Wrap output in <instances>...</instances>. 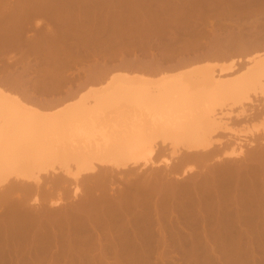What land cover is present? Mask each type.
<instances>
[{"label": "rangeland", "instance_id": "374dc122", "mask_svg": "<svg viewBox=\"0 0 264 264\" xmlns=\"http://www.w3.org/2000/svg\"><path fill=\"white\" fill-rule=\"evenodd\" d=\"M253 58L264 59V0H0L1 130L15 127L6 132L16 152L54 146L44 145L48 157L32 159L35 164L19 162L27 169L18 162L7 170L8 164L0 165V264H264V74L252 72ZM205 71L213 81L228 82L230 92L219 98L204 83L202 88ZM160 79L175 82L179 92L166 93L164 104L142 99L167 88ZM119 80L131 86V104L140 109L121 108L126 95H113L117 101H110L120 105L110 103L116 110L109 113L102 96L108 108L103 122L95 92L115 83L124 87ZM185 97L201 109H186ZM70 105L89 113L53 129L56 137L45 129V139L44 128H38L47 143L39 139L34 148L35 140H26L39 118ZM202 107L217 115L214 126L199 120L206 114ZM19 112L27 113L22 123ZM17 123L30 132L22 134ZM122 123L133 129L139 124L135 130L149 138L141 153L118 158L117 164L91 158L90 171L88 165L82 170L79 157L72 158L85 137L81 133L89 132V138L98 126L110 133ZM186 125L192 128L187 126L189 137ZM67 132L73 142L76 134L82 138L72 143ZM174 132L183 139L172 138ZM59 137L74 152L49 156Z\"/></svg>", "mask_w": 264, "mask_h": 264}, {"label": "bare ground", "instance_id": "6f19581e", "mask_svg": "<svg viewBox=\"0 0 264 264\" xmlns=\"http://www.w3.org/2000/svg\"><path fill=\"white\" fill-rule=\"evenodd\" d=\"M252 60H253V63H255L254 65H255V67H256V69L254 68L256 71L254 70V71H252V72H256V73L258 72L259 74H264V59H261V58H259V59H258V58H253ZM251 64H252V63H251ZM137 68H138V67H137ZM207 69H208V68H207ZM208 70H209V69H208ZM203 71H204V70H203ZM252 72H250V75L253 74V76H251V77H254V73H252ZM101 74H102V73H101ZM98 75H99V74H98ZM257 75H258V74H257ZM95 76H96V75H95ZM98 77H99V76H97L96 78H98ZM251 77H249V78H251ZM249 78H248V79H249ZM98 79H99V78H98ZM101 79H103V77H102ZM213 79H214V76H212V72H209V71L206 72V71H205V74H204V76L202 77V81H203V80H204V81L201 82L202 84L200 83V84H201L200 86L202 87V85H203V83H204V86L206 87V89H209V88H210V89H209V93H210L212 90L215 91L213 94H215L216 97H219V96H221V95H223V97H224L225 93L227 94V91L230 92V89H232L231 85H230V86L228 85V82H227V84H223V83H220V82L213 81ZM92 80H93V78H92ZM115 80H118V79H117V78H116V79L114 78V81H115ZM120 80H121V79H120ZM120 80L118 81L119 83L117 82L118 84H121V81H120ZM162 80H163V82H162ZM164 80H165V79H160L159 81H160V83H162V84L165 83L164 85L167 84V85H166L167 88H165V86H164L165 89L160 88V90H159V95H158V96H157V95L154 96V97H153V96H152V97H150V96H149V97H148V96H145V97H142V99L145 100V98L147 97V100L150 99V101H149L150 103H152V104H153V103H154V104L156 103V105L167 103V102H166V99H167V96H169V95H165V94H166V93H167V94H170V92H171L170 95H172V93H173L174 91H175V93H176V92L178 91V89H177L176 87H175L176 89L173 88V87L175 86V85H174L175 82H172L171 79H167V82H168L169 80H171V82H170V81L168 82V83H171V84L166 83V81H164ZM243 80H244V79H243ZM250 80H251V79H250ZM93 81H94V80H93ZM98 81H99V80H98ZM159 81H158V82H159ZM185 81H186V80H185ZM200 81H201V80H200ZM239 81H240V80H239ZM91 82H92V81H91ZM91 82L89 81V83H91ZM99 82H100V81H99ZM115 82H116V81H115ZM115 82H114V83H115ZM123 82H124V81H122V84H121V85L124 84ZM131 82H132V81H131ZM133 82H134V81H133ZM135 82H136V81H135ZM229 82H230V81H229ZM246 82H247V80H246ZM250 82H251V81H250ZM93 83H94V82H93ZM93 83H92V84H93ZM189 83H190V82H189ZM244 83H245V82H244ZM98 84H99V83H98ZM111 84H112V82H111ZM134 84H135V83H134ZM172 84H173V86H172ZM183 84H184V83H183ZM240 84H241V83H240ZM247 84H249V83H247ZM247 84H246V85H247ZM115 85H117V84L115 83L114 85H109V86L107 85V86H108V87L106 86L107 89H106V87H105V88H102L103 90L105 89L104 91H102V89H101L100 91H97V93L95 92V96L99 97V99L97 98V99H98V102H99V108H98V109H99V113H98L99 116H98V118H99V117H100V118L102 117L101 119H102L103 122H104L103 119H106V118H103L104 114L106 113V112H105V111H106L105 109L108 110V108L111 106L110 109H109V113H110V112L112 111L113 108L116 110V107H118V106L120 105V104L118 105L117 103L114 105V102L117 101L116 99H118V98L120 97V95H121V96H125V95H126L125 97H120L121 99L124 98L123 100H120V101L123 102V103L121 104L123 107L121 106V108H128V107L130 106L129 108H131V109L133 108V109H134V107H135V106H133V103L131 104V102H132L131 99H133V98L131 97V95L134 93L133 89L130 88L131 86L129 87V84L126 85V83L124 84V87H123V86H120V85H119V86H115ZM170 85H171V86H170ZM186 85H187V84H186ZM224 85H228V86H224ZM241 85H242V84H241ZM241 85H240V86H241ZM113 86H114L115 88H113ZM126 86H127V87H126ZM189 86H190V85H189ZM191 86H192V85H191ZM234 86H235V85H234ZM237 86H238V85H237ZM240 86H239V88H240ZM242 86H244V85H242ZM247 86H248V85H247ZM111 87L113 88V90H112ZM168 87H169V88H168ZM181 87H182V86H181ZM194 87H195V85H194ZM207 87H209V88H207ZM228 87H229V88H228ZM170 88H172V89H170ZM202 88H203V87H202ZM241 88H242V87H241ZM246 88H247V87H246ZM168 89H169V90H168ZM174 89H175V90H174ZM193 89H194V88H193ZM211 89H212V90H211ZM228 89H229V90H228ZM242 89H244V87H243ZM109 90H110V91L112 90V92H110ZM161 90H165V92H164V91H161ZM181 90H182V89H181ZM186 90H188V89L186 88ZM107 91H108L109 93H108ZM114 91H115V92H114ZM132 91H133V93H132ZM135 91H136L137 93H139V92H141V91H143V90L140 91V89H135ZM168 91H169V93H168ZM182 91H183V90H182ZM199 91H200V90H199ZM206 91H207V90H206ZM213 91H212V92H213ZM103 92H104V93H103ZM129 92H130V93H129ZM136 92H135V93H136ZM144 92H145V91H144ZM178 92H179V91H178ZM184 92H185V91H184ZM190 92H191V91H190ZM196 92H197V91H196ZM196 92H195V93H196ZM232 92H233V90H232ZM235 92H236V91H235ZM240 92H242V91H240ZM101 93H102V94H101ZM113 93H115V94H113ZM116 93H117L118 95H116ZM123 93H124V94H123ZM145 93H146V92H145ZM185 93H186V92H185ZM193 93H194V92H193ZM105 94H106V95H105ZM109 94L111 95V97H110ZM127 94H130V95L128 96ZM182 94H183V93H182ZM191 94H192V93H191ZM216 94H217V95H216ZM230 94L233 95L234 93H230ZM98 95H100V96H98ZM113 95H115V97L117 96L116 99L114 98ZM163 95L166 96V97H163ZM211 95H212V94H211ZM234 95H235V94H234ZM236 95H237V94H236ZM70 96H71V95H70ZM102 96L104 97V99H106L107 104L109 105L108 108H107V107L105 108L106 104L103 103L104 101L101 99ZM105 96H107V98H106ZM137 96H138V95H137ZM141 96H142V94H141ZM194 96H195V95H194ZM197 96H198V95H197ZM108 97H109V99H108ZM112 97H113V98H112ZM126 97H127V98H126ZM160 97H161V101H162V102L160 101ZM203 97H205V96H203ZM206 97H207V95H206ZM212 97H213V96H212ZM226 97H227V96H226ZM134 98H135V97H134ZM162 98H163V99L165 98V100H163ZM169 98H170V97H169ZM185 98H186V97H185ZM195 98H198V97H195ZM219 98H220V97H219ZM112 99H115V101H114L113 103L111 102V101H113ZM126 99H128V101H127ZM129 99H130V100H129ZM135 99H136V98H135ZM142 99L140 98V99L138 100L139 103H140V101H141ZM152 99H155L154 102L152 101ZM156 99H159L160 102H159L158 100H156ZM188 99L191 100L192 98H188V97H187L186 100H188ZM213 99H214V98H213ZM213 99H212V100H213ZM101 100H102V103H101ZM110 100H111V101H110ZM144 100H143V101H144ZM176 100H177V99H176ZM181 100H182V99H181ZM190 100H188L189 102L186 101V103H185V107H186V109H187V107H188V110H192V108H195V106H196V109H197V108L199 107L200 104H197V103H196V100H194V101H190ZM192 100H193V99H192ZM205 100H206V99H205ZM205 100H204V103L207 101V100H206V101H205ZM216 100H217V99H215L214 101H216ZM219 100H220V99H219ZM109 101H110V102H109ZM129 101H130V103H129ZM151 101H152V102H151ZM164 101H165V102H164ZM61 102H62V101H61ZM118 102H119V101H118ZM125 102H126V103H125ZM127 102H128V104H127ZM171 102H172V101H171ZM56 103H57V102H56ZM100 103H101L102 105H104V107H103ZM110 103H112L113 106H116V105H118V106L113 107L112 104H110ZM139 103H138V105H141V104H139ZM142 103H143V102H142ZM183 103H184V102H183ZM191 103H192V107H191ZM193 103H195V104H193ZM199 103H200V102H199ZM130 104L132 105V107H131ZM136 104H137V103H136ZM136 104H135V105H136ZM168 104H169V103H168ZM201 104H202V103H201ZM205 104H206V103H205ZM48 105H49V104H48ZM54 105H55V104H54ZM54 105H53V106H54ZM57 105H58V104H57ZM57 105H56V106H57ZM174 105H176V103H175ZM178 105H179V104H178ZM181 105H182V104H181ZM186 105H187V106H186ZM193 105H195V106H193ZM202 105H203V104H202ZM70 106H71V105H70ZM126 106H127V107H126ZM150 106H151V105H150ZM170 106H171V104H170ZM170 106H169V107H170ZM189 106H190L191 108H190ZM1 107H2V105H0V108H1ZM46 107H47V106H46ZM112 107H113V108H112ZM140 107H141V110H142V106H140ZM147 107H148V106H147ZM179 107H180V106H179ZM179 107H178V108H179ZM206 107H207V106H206ZM206 107H205V108L202 107V109H203V108L206 109ZM102 108H104V109H102ZM119 108H120V107H119ZM153 108H154V107H153ZM155 108H156V107H155ZM175 108H176V107H175ZM1 109H2V111L4 110V108H1ZM63 109H64V108H63ZM96 109H97V108H96ZM101 109H102V110H101ZM135 109H140V108H136V107H135ZM144 109H145V108H144ZM147 109H152V107H151V108L148 107ZM173 109H174V108H173ZM198 109H201V107H199ZM204 109H203V110H204ZM207 109H208V108H207ZM85 110H86V109H85ZM85 110H84V108H83L82 106H74V107L71 106V107H67V108H65V109L62 110V111L60 110L61 112H60V111H59V112L57 111L58 113H57L56 115L53 114V116H49V117H47V116H44V115L42 114V115L44 116V118H41V119L39 118V119H38V122L36 123L37 125L34 124L33 120H32V122H31V123L34 124L33 126L36 125V128H35V130H34L35 132L33 131V132H34L33 135H36V136H33V135L30 134L31 136H29V138H26V140L29 141L28 139H30V137H32V138L30 139V142L33 143L32 140H33V139L35 140L34 148H35V144H37L39 141H40L39 144H40L41 142H43V143H44V142H45V143L49 142V141H47V140L45 141V140L43 139L42 134H40V132H42V131H40V129H42L41 126L44 128V129H42L43 131H45V129H46V130L48 129V130H50L49 132H51V131L53 132V129H55L56 127H58V129H60L59 126L61 127L62 124H66V123H67L66 121H67L68 119H69V120L71 119V123H72V120L75 119V117H76L77 115L82 114V112L85 113ZM87 110H88V109H87ZM93 110H94V109H93ZM104 110H105V111H104ZM153 110H154V109H153ZM160 110H162V109H160ZM180 110H181V109H180ZM182 110H183V109H182ZM209 110H210V109H209ZM88 111H89V110H88ZM88 111H86V112H88ZM94 111H96V110H94ZM142 111H144V110H142ZM148 111H149V110H148ZM166 111H167V109H166ZM176 111H177V109H176ZM178 111H179V110H178ZM183 111H185V109H184ZM199 111H200V110H199ZM201 111H202V110H201ZM204 111H205V110H204ZM206 111H207V110H206ZM206 111H205V112H206ZM4 112H5V113H4L5 116H9V115H6V111H4ZM29 112H30V111H29ZM91 112H92V111H91ZM97 112H98V111H96V113H95L96 115H98ZM102 112H104L103 115L101 114ZM151 112H153V111H151ZM154 112H155V110H154ZM172 112H173V110H172ZM174 112H175V111H174ZM192 112H193V111H192ZM195 112H196V110H195ZM205 112H204V113H205ZM210 112H211V111H210ZM0 113H1V112H0ZM20 113H21V112H19V114H20ZM22 113H23V112H22ZM88 113H89V112H88ZM88 113H85V114L87 115ZM107 113H108V112H107ZM141 113H142V112H141ZM143 113H144V112H143ZM143 113H142V114H143ZM157 113H158V112H157ZM164 113H165V111H164ZM166 113H168V112H166ZM170 113H171V112H170ZM184 113H187V112H184ZM189 113H190V115H189V114H188V115H189V118H190L192 115H191V112H189ZM211 113H212V112H211ZM2 114H3V113H2ZM24 114H27V113H24ZM24 114H23V116H21V114H20V116H21L20 119L22 118V120H19V119H18V120H19L18 122H21V123H22V121H23V122L25 121V119L23 118V117H24ZM37 114H39V113H37ZM50 114H52V113H50ZM93 114H94V113L91 114V117H92ZM161 114H162V113H161ZM161 114H160V115H161ZM180 114H181V113H180ZM180 114H179V115H180ZM200 114H201V112H200ZM13 115H14V114L11 113V114H10V118H8V119H9V120L11 119V121H12L11 116H13ZM45 115H46V114H45ZM82 115H83V114H82ZM82 115H81V116H82ZM86 115H85V116H86ZM105 115H106V114H105ZM140 115H141V114H140ZM158 115H159V114H158ZM160 115H159V116H160ZM164 115H165V114H164ZM177 115H178V113H177ZM182 115H183V113H182ZM184 115H185V114H184ZM184 115H183V117H187V116H188V115H187V116H184ZM193 115L195 116V114H193ZM215 115H216V114H215ZM215 115L213 114V116H209V115L207 114V112H206V114H204V115L201 114V116H202L203 118H200L199 120H201V121L203 120V122H206V124H207L208 126H210V125H211V126H212V125L214 126V125L216 124L217 119H218V118L215 117ZM26 116H27V115H26ZM28 116H29V114H28ZM28 116H27L28 119L26 118V120L31 121V119H29V118H32L33 116H32V117H28ZM34 116H35V114H34ZM37 116H38V115H37ZM37 116H36V118H37ZM39 116H40V114H39ZM43 116H42V117H43ZM109 116H110V115H109ZM131 116H132V115H131ZM142 116H143V115H142ZM142 116H141V117H142ZM161 116H162V115H161ZM161 116H160V117H161ZM196 116H197V115H196ZM216 116H217V115H216ZM73 117H74V118H73ZM78 117H79V116H78ZM78 117H77V118H78ZM86 117L89 118V116H86ZM91 117H90V118H91ZM104 117H105V116H104ZM110 117H112V116H110ZM4 118H5V117H4ZM36 118L34 117L35 120H36ZM72 118H73V119H72ZM77 118H76V119H77ZM79 118H80V117H79ZM79 118H78V120H80ZM92 118H93V117H92ZM96 118H97V117H96ZM161 118H162V117H161ZM177 118H178V117H177ZM5 119H6V118H5ZM13 119H14V118H13ZM32 119H33V118H32ZM110 119H112V118H110ZM180 119L182 120V117H181ZM185 119H186V118H185ZM187 119H188V117H187ZM190 119L192 120V117H191ZM190 119H189V120H190ZM9 120H8V121H9ZM92 120H94V119H90V122H91ZM98 120H99V119H98ZM107 120H108V118H107ZM107 120H106V121H107ZM160 120H161V119H160ZM189 120H187V121H186V120H183V121H184V122H188ZM8 121H7V122H6V121H5V122L3 121V123H5V124L7 123V124H8ZM36 121H37V120H36ZM74 121H75V120H74ZM82 121H83V120H82ZM86 121H87V120H86ZM86 121H85V122H86ZM164 121H165V120H164ZM166 121H167V120H166ZM172 121H173V120H172ZM90 122H89V123H90ZM93 122H94V121H93ZM95 122H96V121H95ZM109 122L111 123V120H110ZM116 122H117V121H116ZM168 122L170 123L169 119H168ZM199 122H200V121H199ZM203 122H202V123H203ZM21 123H20V124L17 123V124L20 125V131L22 132V134H23L25 131H26V132L29 131V130H26V128H27L26 125L24 126V125H22ZM29 123H30V122H29ZM31 123H30V124H31ZM69 123H70V122H68V124H69ZM89 123H87V124H89ZM161 123H162V121H161ZM164 123H165V122H164ZM166 123H167V122H166ZM166 123H165V126H167ZM169 123H167V124L169 125ZM181 123H182V121L179 122V124H181ZM39 124H40V127H37ZM108 124H109V123H108ZM108 124H107V125H108ZM111 124H112V126H113V125H117V124L119 125L120 123H117V124H113V123H111ZM133 124L135 125L134 122H133ZM157 124H160L159 121H158ZM172 124H175V126H176V122H175V123L172 122ZM188 124H191V123H188ZM9 125H10V123H9ZM9 125H8V127H11V126H9ZM73 125H74V124H73ZM79 125H80V124H79ZM81 125H82V123H81ZM90 125H91V124H90ZM97 125H100V123L97 124ZM103 125L105 126V123H104ZM129 125H130L131 127H129ZM136 125H137V124H136ZM170 125H171V124H170ZM21 126L26 127V128L23 129L24 131L21 130V128H23V127H21ZM69 126H70V125H69ZM75 126H77V125H75ZM75 126H73V127H75ZM83 126H84V125H83ZM83 126H82V128L85 127V126H84V127H83ZM93 126H94V125H93ZM110 126H111V125H110ZM112 126H111V127H112ZM119 126L121 127V125H119ZM124 126H127V124L124 125V123H122V128L120 129V128L118 127L120 130H119L117 127H116V128H115V127H114V128L112 127L113 129H111V130L113 131V130L115 129V131H113V132H114L116 135H114V133H113L111 130H110V131H111L110 133L107 132V131H108V130H107L108 128H107L106 130L103 131L102 128H105V127H107V126L102 127V128H101L102 130L100 129V126H98V128L96 127L97 130L94 131V132H92L93 130H91L90 133H95V134H94V135H93V134H90L89 138H88V134H89V132H88L87 134L84 132L86 135H82V133H81L80 136H82V137L85 136L86 138H88V139H89V140L87 139L88 142L85 140V137L83 138L82 141H80V140H81L80 138H82V137L79 138V135H78V134H79V131H78V134L74 133L73 135L75 136V134H76V136H78V138H79V139H78V138L75 139V137H74V139L80 141V143L82 142V143H81L82 145H81V144H80V145L83 146V147L85 146V147H84L85 150H78L77 147L79 148L80 145L78 144V146H77L76 143H77L78 141H76V142L74 141L75 144H76V146H75V150H74L75 152L73 151V149H72V150L70 149V150H71V153L74 152V154H72V158L74 157L73 155H75V158H74V159L76 160V159H77L76 156H78L79 159L76 160V161H77V163H78L83 169H82L80 166H79V167H80L82 170L86 169V167H89V170H87V171H90V166H93L92 163L95 161L94 159L99 160L100 163L102 164V163H107V162H109V161H110L109 159H111V158H112V162H113V161H115L116 159H117V161H118V158H119V159H120V158H121V159H123V158L125 159V157L127 158V157H129V156L135 154L136 152H138V154L141 153V152H139L138 150L141 148V145H144V144H141V143H144V141H146L147 139L143 138V136L141 135V133H140V132H137L138 130H135V129H137L138 126H140V125L138 124L137 127H135V129H133V128H132V124H129V123H128V126H127V127H128V128H132V129H130V130H129L127 127L124 128ZM146 126H147V124H146ZM152 126H153V125H152ZM152 126H151V130H153V128H155V127L152 128ZM157 126H158V125H157ZM187 126H189V125H186V129H185V130L183 129L184 132H186V130H187ZM190 126H191V125H190ZM190 126H189V127H190ZM192 126H193V123H192ZM5 127H7V126L5 125ZM64 127H66V125H64ZM64 127H62V128H64ZM67 127H68V126H67ZM67 127H66V128H67ZM77 127H78V126H77ZM86 127H87V126H86ZM108 127H109V125H108ZM133 127H134V126H133ZM140 127H141V126H140ZM143 127H144V126H142V129L139 128V131L141 130V131H143V133H144V130H143V129H145V128H143ZM149 127H150V124H149V126H148L147 128H149ZM162 127H164V126L162 125ZM173 127H174V125H173ZM182 127H184V125H183ZM182 127H179V130H180V128L182 129ZM195 127H196V126H195ZM195 127H193V128H195ZM197 127H198V126H197ZM201 127H202V128H206L207 126L205 127V125H204V127H203V126H201ZM1 128H4V125H3V126H2V124L0 125V137H1L0 146H1V143H2V142H3L2 144H4V142H5L6 144H5V146L3 145L4 148H3V146H1L3 150L5 149V151L2 150V151L0 152V165H2V166L4 165V166H5L6 164H8V165L10 166L9 168H8V165H7V167H4V166H3L4 168H6L5 170L10 169V168H11V164H12V167H13V165H14V167H15L17 164H18V165L22 164V163H19V162H23V163L25 162V164L28 163V160H29L30 163L33 164L36 160H39L40 158L43 159V155H45V157L47 156V155H46L47 152H42V151L47 150L46 147L44 146V145H46V144H43V143H41V144H43L42 147L39 146V147H41V148H39V150H40L39 153L37 152V150L34 151V152H30L31 150H30V149H29V150H28V149H25L24 146L22 147V148H24L23 150H21L22 148H21V149H20V148L18 149V150L21 151V152H19V151L16 152L14 149H17V147H15V146H14L15 148L12 147V148H14V149H12V148L10 149V147H11L12 145H11V144H8V143H11V141L14 140V139H13V137L9 134V133H10V132H9V129L13 130L15 127H14V128L11 127V128H9V129H6V128H5L4 131L1 130ZM28 128H30V127H28ZM28 128H27V129H28ZM38 128H40V129H38ZM68 128H69V127H68ZM71 128H72V127H71ZM71 128H70V131H71ZM126 128L128 129V132H127V129H126ZM147 128H146V129H147ZM159 128H160V125H159ZM164 128H165V127H164ZM167 128H168V127H167ZM169 128H170V127H169ZM176 128H178V127L176 126ZM190 128H191V127H190ZM190 128H188V129H190ZM207 128H208V127H207ZM37 129H38V130H37ZM58 129L56 128V130H58ZM73 129H75V131H77L76 127L73 128ZM73 129H72V130H73ZM86 129H87V128H86ZM90 129H93V128H89V130H90ZM94 129H95V128H94ZM98 129H100V130H99V137L97 136V133H98L97 131H98ZM109 129H110V128H109ZM117 129H118V130H117ZM122 129H124V131H125V130H126V131L124 132ZM191 129H192V128H191ZM64 130H65V128H64ZM64 130H62V131H64ZM66 130H68V129H66ZM66 130H65V131H66ZM83 130H84V129H83ZM83 130H82V131H83ZM175 130H176V129H175ZM175 130H173V131H175ZM177 130H178V129H177ZM1 131H2V132H1ZM6 131H8L9 133L6 132ZM18 131H19V126H18ZM31 131H32V130H31ZM38 131H40V132H38ZM54 131H55V130H54ZM75 131H73V132H75ZM86 131H87V130H86ZM101 131H102V132H101ZM105 131H106V132H105ZM117 131H118V132L120 131V132H119V133H116ZM121 131H122V132H121ZM129 131H132V132H129ZM173 131H172V132H173ZM180 131H181V130H180ZM187 131H188V130H187ZM4 132H6V134H5ZM21 132H18V133L21 134ZM29 132H30V131H29ZM37 132H38L39 134H38ZM52 132H51V136H52L53 133L56 134L55 132H53V133H52ZM59 132H61V131L59 130L58 133H59ZM145 132L147 133V132H149V131H145ZM168 132H170V131H168ZM177 132H178V131H177ZM182 132H183V131H182ZM182 132H181L182 135H181V134H178V133H180V132H178V133H175V132H174V134H176V136H173V135H174V134H173V135H172V138H174V137H175V138H176V137L178 138L180 135H181V137H183V133H182ZM189 132H190V131H189ZM1 133H3V134H1ZM36 133H37V134H36ZM45 133H46V131L43 132L44 137L46 136V134H48V133H46V134H45ZM61 133H62V132H61ZM65 133H66V132H65ZM65 133H64L63 137L66 135ZM67 133H68V132H67ZM69 133H70V132H69ZM69 133L67 134V135H69V138H67V140H68V139L70 140V137H73V136L71 135L72 133H71V134H69ZM84 133H83V134H84ZM100 133H101V134H100ZM104 133H105V134H104ZM108 133L110 134V137H109V134H108ZM112 133H113V134H112ZM152 133L155 134L154 132H152ZM166 133H167V130H166ZM170 133H171V132H170ZM4 134H5V135H4ZM27 134H29V133H27ZM54 134H53V135H54ZM103 134H104V135H103ZM149 134L151 135L150 132H149ZM168 134H169V133H168ZM186 134H187V135H186ZM186 134H185V136L189 137L187 132H186ZM1 135H3V137H2ZM38 135H39V136L41 135V137H39ZM48 135H50V134H48ZM48 135H47V136H48ZM67 135H66V136H67ZM70 135H71V136H70ZM91 135H92L93 137H96V136H97V137L95 138L96 140L93 139V137H91ZM112 135H113V136H112ZM144 135H146V134H144ZM147 135H148V133H147ZM150 135H149V136H150ZM177 135H178V136H177ZM190 135H191V134H190ZM6 136H7V137H6ZM8 136H9V137H8ZM54 136L56 137V135H54ZM169 136H171V134H170ZM185 136H184V138H186ZM38 137H39V138H38ZM49 137H50V136H49ZM63 137H62V139L64 140L65 137H64V138H63ZM101 137H103L104 142H103L102 140H100ZM147 137H148V136H147ZM190 137L192 138V135H191ZM2 138H4L5 140L2 141ZM6 138H7V140H8L9 142H7ZM8 138H10V139H8ZM36 138H38V139H36ZM50 138H51V137H50ZM50 138H49V139H50ZM90 138H91V139H90ZM97 138H98V139L100 138V139H99L100 141H98ZM39 139H40V140H39ZM41 139H42V141H41ZM45 139H46V137H45ZM179 139H183V138H180V137H179ZM179 139H178V140H179ZM36 140H37V142H36ZM38 140H39V141H38ZM52 140H54V137H52ZM59 140H60V137L57 139V141H58L57 143H59ZM67 140H66V141H67ZM90 140L95 141V145H93L94 147H93V146H91V147L89 146V145L91 144V142H92V141H90ZM148 140H149V138H148ZM148 140H147V141H148ZM184 140H185V139H184ZM50 141H51V139H50ZM64 141H65V140H64ZM64 141H63V142H64ZM70 141H71V140H70ZM101 141H102V143H101ZM149 141H150V140H149ZM186 141H188L187 138H186ZM24 142H25V141H24ZM61 142H62V140H61ZM61 142H60V143H61ZM63 142H62L61 144L59 143V145L57 144V145L55 146V148H52V150H50V151H53V153H50L49 156L54 155L56 152L59 153V154H60L61 151L64 152V151L66 150V148H68V147H67V146H64L66 143H63ZM71 142L74 143V142H73V138H72V141H71ZM71 142H68V143L71 144ZM97 142H100L102 145H101V144L99 145V143H97ZM27 143H29V142H27ZM83 143H84V144H83ZM89 143H90V144H89ZM39 144H38V145H39ZM75 144H72V146L75 145ZM88 144H89V145H88ZM96 144H98V145H96ZM145 144H146V143H145ZM192 144H193V143H192ZM6 145H7V146H6ZM26 145H28V144H26ZM29 145H31V144L29 143ZM38 145H36V148H37V149H38ZM50 145H51V147H54V146H52L51 143H50V144L48 143V145H46V146H49V147H50ZM66 145H68V144H66ZM86 145H87V147H86ZM190 145H191V144H189V146H190ZM193 145H196V146H197V143H195V144H193ZM198 145H199V144H198ZM31 146H32V145H31ZM68 146H69V145H68ZM72 146H71V147H72ZM81 146H80L79 149H83V148H81ZM186 146L189 147L188 145H186ZM7 147H8L9 149H8ZM71 147H70V148H71ZM144 147H145V145H144ZM144 147H142V148H144ZM34 148H32V149H34ZM44 148H45V149H44ZM86 148H87V149H86ZM191 148H192V147H191ZM7 149H8L9 151H10V150H11V151L8 152ZM42 149H43V150H42ZM48 149H50V148H48ZM53 149H55L56 151L53 150ZM60 149H61V150H60ZM13 150H14V151H13ZM41 150H42V151H41ZM70 150H66V152H68V151H70ZM76 150H77V151H76ZM47 151H49V150H47ZM214 151H215V150H214ZM13 152H14V153H13ZM62 152H61V155L63 154ZM66 152H65V153H66ZM65 153H64V155H66ZM69 153H70V152H69ZM214 153H215V152H214ZM150 154H151V153H150ZM150 154H149V155H150ZM206 154L209 155V157H210V155L212 156V153H206ZM206 154H205V155H206ZM56 155H57V154H56ZM61 155H60V156H61ZM67 155L70 156L69 154H67ZM67 155H66V156H67ZM195 155H197V154L195 153ZM198 156L201 157L202 154H199ZM45 157H44V158H45ZM47 157H48V156H47ZM70 157H71V156H70ZM70 157H69V158H70ZM202 157L204 158L205 156H202ZM35 158H38V159H35ZM91 158H92V161L94 160L93 162L90 161ZM32 159H34L35 161H33ZM45 159H46V158H45ZM204 159H207V158L205 157ZM31 160H32V161H31ZM108 160H109V161H108ZM127 160H128V159H127ZM117 161H115L116 163H114V164H117ZM125 161H126V160H125ZM201 161H202V159H201ZM204 161H205V160H204ZM16 162H18V163H17V164H13V163H16ZM36 162H37V161H36ZM89 162H90L91 165L88 164ZM95 162H96V161H95ZM119 162H120V160H119ZM119 162H118V163H119ZM34 164H35V163H34ZM110 164H111V162H110ZM110 164L108 163V165H110ZM86 165H88V166H86ZM95 165H96V164H95ZM97 165H99V164H97ZM103 165H104V164H103ZM2 166H0V167H2ZM21 166H24V164L20 165V167H21ZM85 166H86V167H85ZM113 166L115 167V165H113ZM20 167H18V168H20ZM24 167H25V169L28 168L27 165H25ZM24 167H23V171L25 172ZM26 167H27V168H26ZM104 167H106V166H104ZM110 167H111V166H110ZM4 168H0V169H1V171H0V172H1L0 175H2V173H3V169H4ZM92 168H95V167H91V169H92ZM97 168H98V167H97ZM106 168H107V167H106ZM106 168H103V169H106ZM95 169H96V168H95ZM111 169H112V168H111ZM98 170H99V169H98ZM100 170H101V168H100ZM108 170H109V169H108ZM108 170H107V171H108ZM19 171H20V170H19ZM19 171H16V172H19ZM91 171L93 172V169H92ZM101 171H102V170H101ZM98 172H99V171H98ZM104 172H105V171H104ZM109 172H110V171H109ZM99 173H100V172H99ZM99 173H98V174H99ZM19 174H20V172H19ZM22 174H23V172H22ZM99 175H100V174H99ZM153 175H154V174H153ZM93 176H94V175H93ZM96 177H97V176H96ZM103 177H104V175H103ZM105 177H106V176H105ZM54 180H55V179H54ZM56 180H57V179H56ZM99 180H100V179H99ZM50 182H51V181H50ZM48 183H49V182H48ZM45 186H46V185H45ZM10 189H11V188H8V190H10Z\"/></svg>", "mask_w": 264, "mask_h": 264}]
</instances>
